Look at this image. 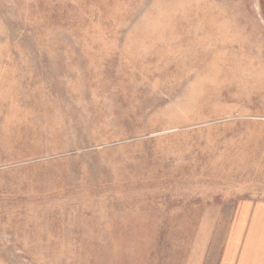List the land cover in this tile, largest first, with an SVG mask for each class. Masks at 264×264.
<instances>
[{"label": "rangeland", "instance_id": "374dc122", "mask_svg": "<svg viewBox=\"0 0 264 264\" xmlns=\"http://www.w3.org/2000/svg\"><path fill=\"white\" fill-rule=\"evenodd\" d=\"M107 262L264 264V0H0V264Z\"/></svg>", "mask_w": 264, "mask_h": 264}, {"label": "bare ground", "instance_id": "6f19581e", "mask_svg": "<svg viewBox=\"0 0 264 264\" xmlns=\"http://www.w3.org/2000/svg\"><path fill=\"white\" fill-rule=\"evenodd\" d=\"M199 80H200V78H199ZM199 80H198V82H199ZM204 80V79H203ZM201 83H202V81H201ZM200 84V83H199ZM198 87V86H197ZM58 242V241H57ZM59 243V242H58ZM114 243V242H113ZM110 246V245H109ZM115 246V245H114ZM52 247V246H51ZM56 246H54L53 248H55ZM113 247V246H112ZM56 248H58V247H56ZM113 251V250H112ZM107 256V255H106ZM110 256V255H109ZM122 256V255H121ZM119 258V257H118ZM117 259V258H116ZM115 259V260H116ZM112 260V259H111ZM120 263V262H119ZM121 263H123V262H121ZM106 264H109L108 262L106 263ZM124 264V263H123Z\"/></svg>", "mask_w": 264, "mask_h": 264}]
</instances>
